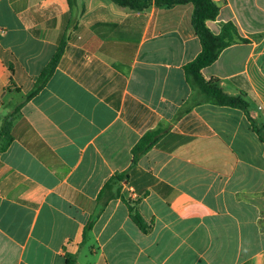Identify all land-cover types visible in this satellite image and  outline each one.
<instances>
[{
	"label": "crops",
	"instance_id": "obj_1",
	"mask_svg": "<svg viewBox=\"0 0 264 264\" xmlns=\"http://www.w3.org/2000/svg\"><path fill=\"white\" fill-rule=\"evenodd\" d=\"M214 1L208 28L238 38L202 75L252 121L188 82L202 52L191 3L0 0V131L10 121L14 138L0 153V264H264V0Z\"/></svg>",
	"mask_w": 264,
	"mask_h": 264
},
{
	"label": "trees",
	"instance_id": "obj_2",
	"mask_svg": "<svg viewBox=\"0 0 264 264\" xmlns=\"http://www.w3.org/2000/svg\"><path fill=\"white\" fill-rule=\"evenodd\" d=\"M71 7H74L76 0H68ZM121 7L129 8L135 11H146L151 6L173 8L177 5L191 3L194 6L192 15V27L194 32L198 36L201 45L202 52L199 56L186 65L185 72L188 82L192 87L204 97V102H210L220 106H228L243 110L250 118L249 104L243 97L230 96L224 92L219 86L217 80L206 81L202 75V70L211 66L217 61L222 51L230 46L238 38V32L234 25L227 24L223 27V31L220 35L214 34L207 26V22L217 19L220 14L219 7L214 0H112ZM66 39L63 38L56 55L52 62L44 70L40 78L38 79L37 86L35 87L29 98L33 97L39 91H41L47 84L48 80L52 76L56 69V66L63 54ZM252 121V120H251ZM254 124V122H253ZM257 129L256 125L254 126ZM163 129H157L155 131L148 132L133 148V160L132 166L136 165L141 156L146 154L151 148H153L164 135ZM14 138L12 135V122L6 121L0 131V153L6 151L12 144ZM127 174H119L107 184L105 191L108 190L114 181H122L126 178ZM116 196L111 195V198ZM110 198V199H111ZM130 217L133 222L140 228V230L148 234L150 227L145 222L141 214L129 205ZM92 223L89 225L91 228ZM66 264H76V261L69 257L66 259Z\"/></svg>",
	"mask_w": 264,
	"mask_h": 264
}]
</instances>
